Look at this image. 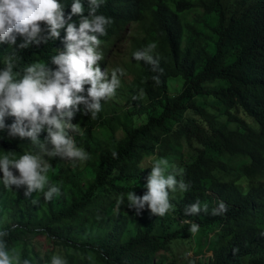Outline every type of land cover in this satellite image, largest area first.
Instances as JSON below:
<instances>
[{
	"label": "trees",
	"instance_id": "1",
	"mask_svg": "<svg viewBox=\"0 0 264 264\" xmlns=\"http://www.w3.org/2000/svg\"><path fill=\"white\" fill-rule=\"evenodd\" d=\"M60 2L67 17L74 0ZM81 3L88 16L89 0ZM97 14L113 19L108 35L99 37L102 71L112 36L134 22L133 53L155 43L163 73L133 59L125 72L131 82L120 77L116 96L102 101L95 119L76 114L72 123L84 135L75 139L89 159L76 166L50 161L49 180L61 189L51 202L0 183V231L8 232V247L31 264H50L58 250L67 264H264V0H105ZM72 22L78 27L80 17ZM65 35L61 30L58 40L17 49L16 70L35 61L55 69L50 58L64 49ZM9 52L0 44V69ZM26 150H35L30 139L0 132V154ZM160 158L185 170L178 179L189 190L173 194L174 212L159 217L145 209L137 216L127 193L147 191L151 164ZM197 200L208 212L186 216ZM219 201L227 211L214 216ZM189 221L199 225L195 235ZM39 237L52 250L43 252Z\"/></svg>",
	"mask_w": 264,
	"mask_h": 264
},
{
	"label": "clouds",
	"instance_id": "2",
	"mask_svg": "<svg viewBox=\"0 0 264 264\" xmlns=\"http://www.w3.org/2000/svg\"><path fill=\"white\" fill-rule=\"evenodd\" d=\"M104 3L105 0H89V15L85 16L81 0H74L66 17L65 5L60 0H0V44L10 46L9 54L3 58L4 67L0 69V132L6 131L10 139H30L35 148L18 157L12 152L0 154V183L5 189L25 187V197L42 194L46 202L61 195L60 187L49 180L50 161L60 157L76 166L89 159L75 139L77 135H84L81 126L72 123L76 114L90 113L91 119H95L102 111V101L116 96L120 76L126 74V65L133 59L151 65L153 72L163 73L158 55L153 56L155 43L133 53L134 43L123 69L108 67L117 42L125 38H132L134 42L137 38L135 29L138 25L134 22L127 24L119 35L112 36L114 44L110 47L113 49L105 71L101 70L99 62L104 60V55L100 51L102 40L99 37L107 36L113 23L112 18L97 14ZM76 15L80 17L78 27L72 22ZM61 30H66L63 37L65 50H57V54L51 56V63L57 66L55 69L43 61H35L16 70L22 61L17 49L58 40ZM18 37L23 42L17 44ZM153 79L159 82L158 76ZM85 85L90 87L86 90ZM85 91L87 95H84ZM6 117H14V122L7 125ZM42 132L47 133L43 141L40 139ZM49 144L52 147H48ZM113 157L116 158L117 153L113 152ZM150 168L145 185L147 191L142 196L135 191L128 192L127 206L135 209L137 216L147 209L154 216L164 217L175 211L171 203L173 194L183 195L189 190V184L178 179L184 176L185 170L170 164L166 158L156 159ZM32 203L38 204L39 200L33 199ZM122 203L123 200H118L117 207ZM202 211L207 213L208 205H201L199 200L184 209L186 216L199 215ZM226 211V204L219 201L211 214L221 215ZM190 223L189 231L195 235L199 225ZM7 236L8 232L0 231V264H31L29 259L21 260V254L15 248L8 247ZM50 264H67V261L60 255H53Z\"/></svg>",
	"mask_w": 264,
	"mask_h": 264
},
{
	"label": "rangeland",
	"instance_id": "3",
	"mask_svg": "<svg viewBox=\"0 0 264 264\" xmlns=\"http://www.w3.org/2000/svg\"><path fill=\"white\" fill-rule=\"evenodd\" d=\"M134 44L132 38H125L123 41L121 42H117V44L115 45V49L113 51V55L110 57L109 62H108V67L111 69H115L116 67H121L122 69L124 68V63L127 62L129 60L130 57V53L132 52V45ZM125 81L127 80L128 82H131L132 78L127 76L128 74H124L123 76H125ZM122 77V76H120ZM177 90H172V92H176ZM129 105L127 100L123 101V107H125L124 109H127V106ZM118 131V130H117ZM116 131V132H117ZM153 162V161H152ZM145 211V210H143ZM39 239V244L41 246V248L43 249V252L45 251H50L52 250V246L51 244L48 243V241L46 240V238H38ZM207 255H210L211 252H207ZM56 255H64V252L61 250L57 251ZM193 253L189 252L188 256H192Z\"/></svg>",
	"mask_w": 264,
	"mask_h": 264
}]
</instances>
